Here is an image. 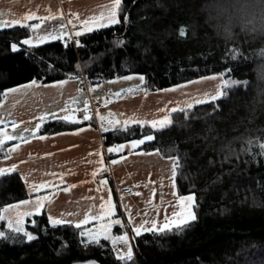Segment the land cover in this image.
Here are the masks:
<instances>
[{
    "label": "trees",
    "instance_id": "trees-1",
    "mask_svg": "<svg viewBox=\"0 0 264 264\" xmlns=\"http://www.w3.org/2000/svg\"><path fill=\"white\" fill-rule=\"evenodd\" d=\"M117 13L116 25L60 53L23 46L29 26L0 31V102L30 82L136 74L155 91L222 76L221 99L176 112L163 128L103 133L106 149L153 136L146 148L177 159L178 192L195 196V219L133 235L130 257L89 238L88 227L51 225L45 213L26 218V236L1 218L4 206L27 197L25 184L0 173V264H264V0H120ZM76 125L52 121L42 132Z\"/></svg>",
    "mask_w": 264,
    "mask_h": 264
},
{
    "label": "crops",
    "instance_id": "crops-1",
    "mask_svg": "<svg viewBox=\"0 0 264 264\" xmlns=\"http://www.w3.org/2000/svg\"><path fill=\"white\" fill-rule=\"evenodd\" d=\"M119 3L0 0V31L29 26L35 43L27 46L25 40L23 46L60 53L78 36L116 25ZM212 79L155 91L136 74L88 81L87 87L70 78L7 89L0 102V173H17L28 195L4 206L1 218L26 236V218L43 213L51 225L88 227L91 239L105 229L116 253L130 256L133 235L192 222L196 200L178 192L177 159L146 148L153 136L106 149L103 133L143 123L163 128L172 114L221 99L224 83ZM52 121L77 125L43 133ZM125 187L130 193L121 192Z\"/></svg>",
    "mask_w": 264,
    "mask_h": 264
},
{
    "label": "rangeland",
    "instance_id": "rangeland-1",
    "mask_svg": "<svg viewBox=\"0 0 264 264\" xmlns=\"http://www.w3.org/2000/svg\"><path fill=\"white\" fill-rule=\"evenodd\" d=\"M31 37V36H30ZM29 37V38H30ZM27 39V42H25L26 44L25 45H27V46H30V45H33L35 42L34 41H31L30 39ZM75 44H76V41H75V43H73L71 46H72V48H75ZM23 48V46L22 45H14L13 46V50L14 51H18V50H21ZM213 79H212V81L213 82H215L216 80H221L223 83H224V85H225V79L222 77V76H211ZM216 78V79H215ZM224 85H223V87H224ZM111 227L112 228H114L115 226L114 225H111ZM108 232H109V229L107 230ZM95 235V237H94V240H100V239H105V238H107V233L105 234V229H102V230H99V231H97L96 232V234H94ZM94 235H92V236H94ZM93 240V239H92ZM119 252L117 253V255L119 256V257H125V256H130V255H132L131 253H127V254H125V253H123V252H121V250L119 249L118 250ZM93 264H98V263H96V262H92ZM80 264H83V263H80Z\"/></svg>",
    "mask_w": 264,
    "mask_h": 264
},
{
    "label": "built area",
    "instance_id": "built-area-1",
    "mask_svg": "<svg viewBox=\"0 0 264 264\" xmlns=\"http://www.w3.org/2000/svg\"><path fill=\"white\" fill-rule=\"evenodd\" d=\"M72 44H73V43H72ZM81 84H82L83 86L87 87V85H88V80H87V78H86L85 76H82V78H81ZM79 115H81V113H79ZM130 191H131V188H129V187L122 188V190H121V192L124 193V194H128V193H130Z\"/></svg>",
    "mask_w": 264,
    "mask_h": 264
}]
</instances>
